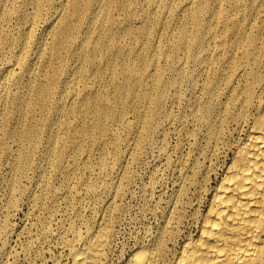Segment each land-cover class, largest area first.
Instances as JSON below:
<instances>
[{"label": "bare ground", "instance_id": "obj_1", "mask_svg": "<svg viewBox=\"0 0 264 264\" xmlns=\"http://www.w3.org/2000/svg\"><path fill=\"white\" fill-rule=\"evenodd\" d=\"M40 1L41 0H30L21 9V12L19 15V23L17 26V28H20V29H18L15 35H13L12 33L8 32L5 29H4L5 30L4 35H2L3 32L0 35V41L2 40L9 45L10 56H11V58L7 59L3 63V66L0 68V70L3 69L5 71L4 74H0V133L2 134V136L0 137V148H1L0 162L1 161L8 162V164L10 165V170L14 172L15 175L21 174L24 171L25 164H27V162L29 163L33 155L32 153L36 147V141L38 142V140H40L38 139L39 130L37 131V126H36L38 124H34L35 122L32 121L34 120L33 117H35L33 116L34 115L33 111L35 112V108L42 109L43 107L42 104L44 105V102L49 99L51 94L53 95L56 93V91L54 92L55 87H56L55 80L53 81L52 79L53 77H49V79H47L49 76L48 74L50 72L47 73V71H45L44 68L43 70L46 73L38 72V70L36 69L37 63L42 61V63L40 62L42 65H44L42 67H45V69L47 67L52 68L50 65V62H51L50 56H56L57 58V55H58V53L57 55L55 54V51L57 50L55 47L60 46L59 48H61V46L62 47L67 46L68 48L69 44L70 46H72V44L74 43L71 44L69 41L71 40L72 42L76 40L73 38V34H76V36L78 34L79 38L81 39V42L85 43L86 45H89L91 47V50L93 51L95 47L99 45L101 46L103 42H105L102 39L103 42L102 44H100L99 43L100 41H98V39L100 38H97L100 34L95 35V33H100V31H104L106 29L107 22L108 21L112 22V18H111V14H113L112 11H116L114 10L115 9L114 7H117L123 10L124 12H127V19H130V17L128 16L129 15L128 12L130 10H133V7H136V9L139 8L136 6L135 2H133L132 0H45L48 3V7L45 10L47 14L46 16L47 19L45 21V26H44L45 31L40 35L41 36L40 39L35 42L34 40L30 41V32H31L30 27L34 23L35 19L37 18V15L41 13V8H38ZM147 1H148L149 7L148 8L145 7V9L142 12H144L148 21L149 19H151L154 23H157V25L154 26L153 28H150V26L153 24L152 22L151 24L143 23V25H141L140 27L138 26L139 29L136 26L138 30H137L136 39L133 41L135 42V45H134L135 47L132 45L133 46L132 48L130 47L131 46L130 45L124 49L121 46H125V45H121L120 47L118 45H114V39H117L116 36L120 35V33L122 32V34H124L123 40L125 41L126 35L130 32L129 29L125 27V28H122V30L120 31L121 29L120 27H119L120 28L119 30L111 29L110 27L111 25H110L106 30L108 32L107 34H109L111 38L113 39V43L109 45L111 46V48L115 47L116 49H114L115 51L110 56V58L104 59V64L106 65L108 70H112V73L110 72L111 75L109 73L108 76H106L105 74L103 75L102 68H99V65L101 64L100 62H99L100 64H93V66L90 65L91 67H94L92 71H93V74L97 77V79L104 81L105 83L104 82L103 83L107 86V88L111 87L110 89L113 92L112 94L113 99L111 98L110 99L114 101V104L115 105L117 104V106L119 105L122 108H127V110L129 111L128 113H126L127 112L126 110L125 112L126 114L125 113L121 114L122 111L121 112H117L118 110L115 111L113 109L115 105L107 104V103H110L111 101L110 99H109L110 101H108L107 95H105L107 96V98L105 97L107 100V103L105 102L106 100L104 99L102 95H101L102 97L100 96L101 98H99L100 100L104 102L105 109L104 108L102 109L100 106H98L101 108V110L100 108H98L99 109L98 111L97 109L91 110L90 109V107L92 106L91 103L93 101H96L98 98L96 100H93L95 96L94 97L91 96L92 94L90 91L93 88L91 89L89 88L91 95L89 94L88 97L84 95L86 97L85 98L86 102L83 100L84 105L82 106L81 111L83 112V115L85 112H93L96 115L95 120L93 119L94 122H92V119H91V122L94 124V127L101 129L102 133H105L108 135V136H104V134H101V137L104 136V138H102L103 143H101V145L103 144L104 146H107L109 144H113L117 140V137H116L117 130L115 131L114 128H111L112 126L109 127L110 125L109 122L118 123V121L119 123L122 124V126L126 130L128 139L134 140L133 142L134 149H138L143 144L144 140L149 134V131L152 129V126L156 119L155 118L156 115L160 113L159 110H161L160 109L161 104L165 102L164 101L165 98L167 97L169 98V94H168L169 88L179 87L181 81L183 80L184 72H183L182 65L185 59L188 61L192 59V61L195 64V66H193L195 67V73L199 75L205 70L206 63L207 64L216 63L218 60L220 62V59H218L220 57L226 63L228 61L230 64L228 65L227 68H225L226 71L228 68L231 69L232 73L236 75L237 77L243 76V78H246V82L244 86H242L243 88L242 89L240 88L241 90L239 92H235V91L233 92L232 91L233 88L229 87L227 96L225 97L227 100L220 103V107L223 105V109L220 108L214 118L210 117L212 112H214L212 111L211 105L203 106L199 103V101H195V104L193 107L194 115L197 113L206 122L204 123L206 124L205 135H206V146H207L206 148H207L208 158L218 157L221 154H223V156L225 157V155H227L228 153L230 154L229 161L224 162L223 167L221 168L220 176L216 180L213 186H211L209 189L204 188L203 187L204 182L203 183L197 182L195 186L196 188L194 189L196 190L194 194L195 199L203 198V195L206 193L205 194V198H206L205 208L202 210H199L198 208H195L196 206L193 207L194 206L193 205L192 211H190L189 214H187L190 220L182 228L179 227L180 223L183 221V219L187 215L183 216L181 214L177 215L175 213L177 216L175 215L176 217H172L174 214V211L173 213H171V211H168L171 214L169 216V219L166 220L165 225H163V227L160 230H158V232L153 236L151 240L149 239L150 241L147 244H140V245L134 246V248L129 252V255L127 254L128 256H126L125 260L123 259L124 264H264V69L263 70L245 69V68L235 69L237 68V66H235L237 65L236 64L237 62L234 56L233 55L229 56L226 61V56L229 53L228 54L226 53L227 55L224 54L225 52H228L227 50H229V49H225L226 48L225 43H227L228 46L231 47V50H232L233 46L234 48L238 46L241 47L242 44L246 42L253 43L256 39V36L252 34L250 30L253 21L252 22L248 21L247 23H241L238 20V17H239L238 15L244 9L243 7H244L245 0H147ZM249 1L251 2L250 5H252L251 9L253 8L254 14L255 13L258 14L259 19H260L261 16L259 14H263L264 11H260L259 8L256 6L257 0H249ZM30 7H31V10H29ZM246 7H248V4ZM119 9H117V11ZM132 12L130 13L132 14ZM2 13L5 15L4 10L0 8V14ZM243 13L244 12H242V14ZM248 13H250V11ZM6 16L11 17L12 13L7 14ZM122 20L125 21V19L123 18ZM116 25H119V24L116 23ZM133 26L130 25V27H133ZM129 34H131L132 36V33H129ZM214 38H218V39L215 42V45L211 46L210 42H212ZM256 40L259 41V39H256ZM127 41H129V39ZM130 41L132 43L131 38H130ZM48 44H51V45L49 46ZM46 45H48L47 47L50 48L49 50L50 54H52L47 57H46V51L49 48L46 50ZM108 46L106 45L105 46L106 48L104 49L108 50ZM83 48H82V51L84 50ZM85 49H88V48H85ZM100 49L101 47L99 48V51ZM91 50H85L83 51V53L80 50L78 51V53L81 52L82 54L78 56L79 58L78 63L74 67V71H76L77 74L78 73L81 75L84 74L87 70V67L89 66V62L93 63L94 60H92V57H89L92 53ZM95 50H94V53H95ZM74 51H77V50L75 49ZM245 51L247 52V50ZM102 52L104 51H101L100 53ZM28 53H29V56H27ZM105 53H102V55ZM252 54L253 52H251V55ZM105 55L107 56V54ZM160 56H163V58L164 56H166L172 62H176V65H177L175 66L176 68L173 69L171 68V66L169 67V66L161 64L162 61L160 59ZM59 57L61 59V56ZM76 57H77V53H76ZM117 58L118 59L120 58L123 60L121 62L122 64L119 63L121 64V67L123 66L121 69L120 67L115 68L117 67L118 64L117 65L111 64L110 59L112 60L114 59L116 61ZM98 59H97V62H98ZM100 59H103V58L101 57ZM87 61L89 62L85 70V65ZM243 62L244 61H242V63ZM222 67L221 69L219 68V70H221V73L223 70ZM16 68L19 69L17 72L15 71ZM59 68H61V66ZM167 70L174 71L173 73L171 72L172 75L169 76V78L164 77V74L166 73ZM216 71L213 69L212 70L209 69L207 71V75L205 74L206 77H209V79L204 81V83H202V86H203V90H207L208 93L209 92L211 93L212 89L215 88L214 86L215 81L213 80L216 79V76L218 78V74H220V73H217ZM232 73L231 72L227 73L226 75L227 77H225L226 82L232 81L231 80ZM53 75H55V73ZM50 76H52V74ZM90 76H92V74ZM73 79H75V77ZM6 82L15 83V84L20 83L21 85H18V87L19 86L22 87L23 90L20 89L23 91L22 95H19L16 92H12L8 90L4 86V83ZM220 82L222 83V80ZM56 84L58 85V82ZM70 85H71L70 89H73L72 84ZM87 85L88 84H86V87L89 86ZM239 87L237 86V88ZM108 89H107V92H108ZM219 90L220 92L223 91V89L222 91L221 89ZM96 91L98 93V90ZM68 94L69 92L66 93V96L64 98L67 97L71 100V98L74 97L73 95L74 92L73 94H69V95ZM204 95L207 96L205 93ZM62 96L63 95H61L60 93V96L58 97V101L61 100ZM210 96L209 97L213 99L212 97L213 95L210 94ZM172 97H174V95ZM205 100L207 102V99ZM215 101L217 102V99ZM47 106H49V103L48 105L45 104L43 109H45V107ZM69 107L71 106H68V108L65 106H60V107L58 106L56 108L58 109L57 115L59 114L61 116V117L59 116L60 121H57V120L55 122L52 121L53 122L52 128L49 131L46 140L44 139L45 141L41 143L42 150L44 152V153L41 152L43 153L42 157L45 159L47 167H49V169H52L53 171L56 169L58 170L62 167L61 160L64 156H66V154H68V156L71 158L72 162L74 163L75 161H77L78 158H80L81 154L83 155V152L78 151L79 149L78 147H83L84 144H87L88 145L87 147L89 149L90 146L97 144V140L94 141V139L90 137L91 135L85 136L86 133L89 131V126L92 124L90 123V121H89L90 124L83 125L77 131V133L80 132L83 134L84 138L81 139L83 142L79 139V137L77 138V135L79 133L76 134L74 131L75 124H73L72 122L68 121V119H65V118L67 117L68 114H71V113L77 114L78 112L77 110L79 108L76 109L73 107L72 108H69ZM214 107L215 106L213 105V108ZM37 112L36 113L39 114V111ZM130 113L133 115L132 119L128 117ZM46 114H48V112ZM204 115H208L209 117H205ZM101 116L106 117L105 121H107V123L103 121L101 118L99 119V117ZM84 117H87V116H84ZM61 118H64V119L61 120ZM201 118H200V121L202 120ZM73 120L74 119H72V121ZM75 121H77V119ZM75 126L77 127V124ZM118 127H121V126H118ZM90 129H92L93 131V127ZM241 130H243L242 133H244L242 137H235L236 133H239V131ZM115 137L116 139H113ZM68 138L71 139V142L70 141L67 142ZM128 147L126 149H128ZM83 148H86V147H83ZM80 149L83 151L82 148ZM133 153L134 152H132V154ZM69 157L67 160H69ZM113 157H117V156H113ZM115 161H116V158H115ZM115 161H113L114 164L116 163ZM111 162L106 161V159L104 160L103 158L98 162L97 165L99 166V168H102V170H104V168L106 170L107 168L112 166ZM68 163L69 161L67 162V164ZM82 164L86 169L92 168V165L90 164L88 160L84 161ZM2 167L3 166H1V168ZM39 169H38L39 176H40L39 186L41 190L44 191L45 189L47 190L49 187V182H48L49 172L43 164ZM82 172L84 173V171ZM11 177H12V174H11ZM11 177L9 178V180H7V182L3 180V182L6 183L7 188H10V189L13 186H15V182H16L15 180H12ZM86 178L83 175H80L77 178V183L81 186V189L83 187L85 190L89 191L93 195H96V196L99 195L98 188L100 186L99 185L100 182H98L97 179H92V178H91L92 181H88ZM102 181L103 180H101V182ZM110 184H112L110 187L113 188L115 186V181L112 183L110 181ZM202 187L204 188L203 190L204 192L199 193ZM116 189H120V188L118 187ZM186 191H187L186 187H182L181 193L183 195L186 194ZM51 192L53 191H50V193ZM54 195L57 196L56 193ZM40 201H41L40 195L34 194L33 199L31 201L33 203V206L34 207L39 206ZM183 201L185 202V200ZM109 203L110 202H108V204ZM191 203H195V202H191ZM178 204H180V202ZM175 205L177 206V204ZM189 205L191 204H188V206ZM39 209L40 207L38 208V210ZM98 213L99 212L95 214H98ZM77 214L78 213H76V215ZM99 217H100V214H99ZM88 225L90 226V224ZM192 227H194L193 232H192ZM70 232H71L70 233L71 238L69 239L66 238V240L68 239L66 241L67 246L63 243L65 247H68L67 255L69 256V264H103V259L106 256L105 248L109 240L108 239L109 237L108 228L106 225L105 217H102L99 220V223L95 229L86 227L84 231L80 232L75 228L74 225H72L70 227Z\"/></svg>", "mask_w": 264, "mask_h": 264}, {"label": "rangeland", "instance_id": "obj_2", "mask_svg": "<svg viewBox=\"0 0 264 264\" xmlns=\"http://www.w3.org/2000/svg\"><path fill=\"white\" fill-rule=\"evenodd\" d=\"M29 1L30 0H0V8H2L5 12V15L3 13L0 14V35L2 34V32H3L2 35H4L5 30L12 33L13 35H15V33H17L18 29H20V28H17V26L19 23V15H20L21 9ZM132 1L135 2L136 6L139 8L136 9V7H133V10H130L128 12V14H129L128 16L130 17V19H127V12H124L123 10H121L117 7H114L115 8L114 10H116V11H112V13H113V14H111L112 22L108 21L107 24L109 22L110 23L108 25L106 24V29L110 25H111L110 26L111 29H118L119 30L121 28L120 31L122 30V28L127 27L130 31L129 33H132V36H134V37H132L131 34H129V33H128L129 36H128V34L127 35L125 34L126 35L125 41L123 40L124 34H122V32L120 33V35L116 36L117 39H114V45H118L119 47L121 45H125V46H121V47H123V49L127 48V46H130V45H131L130 47L133 48V46L135 45V42H133V41L136 39L137 30L139 29V27L141 25H143V23L144 24H147V23L151 24L153 22L149 18H148L149 19V21H148L146 15L144 14V12H142L145 9V7H147V8L149 7L148 1L147 0H137V1L132 0ZM260 3H261V5H260ZM247 4H248V7H246ZM250 4H251V2L249 0H247V1L245 0L244 7H243L244 9L242 11L244 13L242 14V12H241L238 15L239 16L238 20L241 23H247L248 21H251V22L253 21L254 24L252 23L250 30H251V33L256 36V39H259V41L255 39L256 42L255 41L253 43L246 42V43L242 44L243 46L241 45V47L238 46V47L234 48V46H233L232 50H231V47H229L228 44L225 43V47H226L225 49H229V50H227L228 52H225L224 54L227 55L229 53L226 56V61H227V58L229 56H232V55L234 56V58L236 59V62H237L236 63L237 65H235V66H237V68H235V69L245 68V69L263 70L264 69L263 68V66H264V39H263L264 38V31H263L264 30V12H263V14H259L261 16L259 19L258 14H256V13L254 14L253 8L251 9L252 5H250ZM256 6L259 8L260 11H264V0H257ZM47 7H48V3L45 0H41L39 7H38V8H41V13L39 15H37V18L35 19L34 23L30 27L31 28L30 41L34 40L36 42L37 40L40 39V37H41L40 35L45 31L44 26H45V21L47 19L46 18L47 14H46L45 10ZM141 8H142V10H141ZM117 9H119V10L117 11ZM29 10H31V7L29 8ZM248 10L250 11V13H248L249 12ZM137 11H138V13H137ZM130 12H132L133 15ZM10 13H12L13 17L12 16L11 17L6 16L7 14H10ZM136 13H137V15H136ZM113 15H115V16H113ZM255 15H256V17H255ZM116 16H118V17H116ZM249 17H251V18H249ZM122 18L125 19V21H123ZM120 19H121V21H120ZM142 19H143V21H145V20L146 21L143 22ZM243 19H245V20H243ZM139 20H140V22H139ZM116 23L119 25H116ZM127 23H129L131 26H133V25L134 26L130 27V25ZM113 25H115V26H113ZM156 25H157V23L153 22V24L150 26V28H153ZM136 26L137 27L139 26L138 29ZM106 29L104 31H100V33H95V35L100 34L99 35L100 37L99 36L97 37V38H100V39H98V41H100L99 42L100 44H102V42L105 41V42H103V44L101 46L100 45L97 46L98 48L97 47L94 48V50L97 48L95 50V53H94V50L93 51L91 50V47L89 45H86L85 43L81 42V39L79 38L78 34H77L78 37L76 36V34H73V38L76 39V40H74L75 42L74 41L71 42V40L69 41L71 44L74 43V44H72L73 47L70 46V44H69L68 48H67V46H63L64 48L62 46H61V48H59L60 46L55 47L57 49L56 51H58V52L55 51V54L57 55V53H58V55L61 56L62 60L60 59V57L58 55H57V58H56V56H50L52 54H50V51H49L50 48L47 46L48 45L50 46L51 44H48V45H46V50L48 48L49 49L47 51L46 50L45 51H46V57L50 56V61H51L50 65L52 68L47 67L48 69L46 68L47 69L46 70L45 67H42V66H44L41 64L42 61H40L41 63L38 62L36 65V67H37L36 69L38 70V72H40V73H46L45 71H47V73L50 72L48 74L49 76L47 79H49V77H53L52 78L53 81L55 80V86L56 87H55L54 92L56 91V93L53 95L51 94L52 96L50 95L49 99L44 102V105L42 104V106H43L42 109L41 108L40 109L35 108V112L33 111V114H34L33 116H35V117H33L34 120H32V121L35 122L34 124H38V125L40 124L39 126L36 125L37 131L39 130L38 131V135H39L38 139H40V140H38V142L36 141V147L32 153L33 155L31 157L29 163L27 162V164H25L24 171L21 174L15 175L14 172H12L10 170V165L8 164V162H6V161H1L2 163L0 162V264H69V256L67 255L68 254V247H65V245H66V241L69 238H71L70 227L72 225H74L75 228L80 232L84 231L86 229V227L95 229L99 223V220L102 217H105V219H106V225L108 228V236H109L108 237L109 240H108L106 248H105V250H106L105 255L106 256L103 259V264H124V260H125L126 256L129 255V252L134 248V246L140 245V244H147L153 238V236L158 232V230H160L163 227V225H165L166 220L169 219V216L171 213H173V211H174V214L172 217H176L178 214L186 216L187 214H189L190 211H192V208L195 206H196L195 208H198L199 210L204 209L205 208V200H206L205 194L206 193L204 195L202 194L203 198H201V199L196 198L195 199L194 194H195L196 190H194V189H196L195 186H196L197 182H199V183L204 182L203 187L209 189L211 186L214 185L216 180L219 178L220 173H221V168L223 167L224 162L229 161L230 154L228 152H227L228 154L225 155V157L223 156V154H221L218 157L208 158V156H207L208 153H207V148H206L207 147L206 146V135H205V133H206V129H205L206 124L205 123L206 122L201 118V116H199L196 113V111H195L196 114L194 115V108H193L195 101H199V103L203 106L211 105L212 111H214L215 113L212 112L210 117L214 118L216 113L219 111V109L220 108L223 109V105L220 107V103L227 100L225 97L227 96L229 87L233 88V90H232L233 92L234 91L239 92L243 88L242 86H244V84L246 82V78H243V76L237 77L236 75H234L232 73L231 69H229V68L226 71L225 68H227L228 65H230V64L228 61L226 63L220 57L218 58V59H220V62L218 60L216 63H208L209 65L206 63L205 64V66H206L205 70L202 73H200L199 75L197 73H195V67H193V66H195V64L192 61V59H190L191 62L186 60V59L184 60V63L182 65L183 72H184L183 80L181 81L179 87H177V88L170 87L169 88V91H168L169 98L168 97L165 98L164 99L165 102H163L161 104V106H160L161 110H159L160 113H158L155 117L156 123L154 122V124H153L154 128L152 126V129L149 131V134L147 135L143 144L138 149H134V143H133L134 140L128 139L127 132L124 129V127L122 126V124L119 123V121H118V123L117 122L116 123L115 122H109V124H110L109 127L112 126L111 128H114L115 131L116 130L118 131V132L116 131L117 140L113 144H109L107 146H104L103 144H102L103 146L101 145V143H103L102 138H104V136H108V135L105 133H102L101 129L94 127V124L92 122H94L96 115L93 112H85L83 115L81 108L84 105V101L86 102L85 96L88 97L90 94V91L92 94V95L91 94L90 95L93 97L95 96L93 98V100H96L98 98L96 101H93L91 103V105L93 106V107L91 106L92 108L90 107L91 110L97 109V111H98L99 110L98 108L101 107L103 109L105 107L104 102L99 99L102 96L104 97L105 100L108 96V98H107L108 101L113 99V97H112L113 92L110 89L111 87H108L109 88L108 89L107 86L104 84L105 83L104 81L97 79V77L93 74V71H92L94 69V67H91V66H93V64H100L101 63L99 65V68H102V74L103 75L105 74L106 76H108L110 72L112 73V70H108V68L104 64V59L110 58V56L115 51L114 49H116V48L115 47L111 48V46L109 45V44L113 43V39L111 38V36L109 34H107L108 32ZM109 38L112 40H110ZM130 38L132 40V43L130 41ZM102 39H103V41H102ZM128 39H129V41H127ZM217 39L218 38H214L212 40V42H210L211 43L210 45L211 46L215 45V42L217 41ZM107 40H109V41H107ZM126 41L129 43V45ZM108 42H110V43H108ZM104 44H105V46L109 45L108 46L109 51L107 49H104V48H106L104 46ZM257 45H259V46H257ZM250 46H252L253 48ZM69 47L72 50V52L69 49ZM100 47H101V49L99 51ZM58 48H59V50H58ZM74 48L77 51H74L75 50ZM82 48L84 49L83 51L91 50L92 53L89 57H92V60H94V61H93V63L89 62V61L86 62L85 70H86V67L88 66V62H89V66L87 67L86 72L81 75L79 73L77 74V72L74 71V67L78 63V60H79L78 56H80L83 53ZM85 48H88V49H85ZM102 48H103V50H102ZM60 50H62V51H60ZM65 50H67V51H65ZM79 50L82 51V53L81 52L78 53ZM245 50H247V52ZM256 50H258V51H256ZM101 51H104L102 53L106 52L105 54H107V56L105 54L102 55V53H100ZM237 51H238V53H237ZM75 52L77 53V57H76ZM235 52H236V54H235ZM251 52H253L252 55H251ZM246 53H247L248 57H247ZM253 55H254V57H253ZM27 56H29V53ZM136 56H134V57H136ZM98 57H99V59H98ZM101 57L103 59H100ZM9 58H11L9 45L6 42L1 40L0 41V68L3 66V63ZM96 58L98 59V62H97ZM55 59H57V60H55ZM160 59L162 61L161 64H163V65H166L169 67L171 66V68H173V69L176 68L175 66H177L176 62H172L166 56H164V58H163V56H160ZM246 59H248V60H246ZM251 59L254 61H252ZM113 60L110 59L112 65L118 64L117 67L114 66L115 68L120 67V69H121L123 67V66L121 67V64H122L121 62L123 61L122 59L117 58L116 61L115 60L113 61ZM53 61H54V63H53ZM242 61H244L243 63H245V64H243ZM255 61H257V62H255ZM119 63H121V64H119ZM103 64L105 67L103 66ZM240 65H242V66H240ZM60 66H61V68H59ZM252 66H254V67H252ZM66 67H68V68H66ZM221 67L224 70V71L222 70V73L225 72L223 74L221 73V70H219V68L221 69ZM43 68L45 71L43 70ZM106 69H107V71H106ZM209 69H211V70L213 69L215 71L218 70L216 72L220 73V74H218V78L216 76V79L213 80V81H215V84H214L215 88L212 89L211 93L210 92L208 93L207 90H203V86H202V83H204V81L209 79V77H206L207 71ZM18 70H19L18 68L15 69L16 72ZM71 71H73V72H71ZM186 71H187V73H186ZM53 72L55 73V75H53L54 74ZM171 72L173 73L174 71L167 70L166 73L164 74V77L169 78V76L172 75ZM230 72L232 73V76H233V77L231 76L232 81L226 82L225 77H227L226 76L227 73H230ZM4 73H5V71L3 69H1L0 74H4ZM111 73H110V75H111ZM51 74H52V76H50ZM91 74H92V76H90ZM78 75H80L82 77V79ZM74 77H75V79H73ZM78 78L84 83H82ZM218 79H220V80H218ZM97 80H99V81H97ZM221 80H222V83L220 82ZM236 80L238 83L236 82ZM56 81L58 82V85L56 84L57 83ZM219 82H220V84H219ZM199 83H201V84H199ZM217 83H218V85H217ZM59 84H61V85H59ZM70 84H72L73 89H70L71 88ZM86 84H88L89 86L87 85L88 87H86ZM18 85H21V84L20 83H18V84L7 83V82L4 83V86L8 90H10L12 92H16L19 95H22L23 89L21 86H19L20 87L19 88ZM234 86H235V88H234ZM237 86L238 87L240 86V87L237 88ZM64 87H65V89H64ZM57 88H59V89H57ZM89 88L90 89L93 88L95 92L93 91V89L90 90ZM105 88H106V90H105ZM20 89H22V90H20ZM66 89L69 92V94H73V92H74V94H73L74 97L71 98V100L67 97L64 98L66 96V93H68L66 91ZM99 89L101 91L102 90L103 91L101 92ZM107 89H108V92H107ZM173 89H174V91H173ZM219 89H221V91L223 89V91L220 92ZM96 90H98V93ZM84 91H85V93H84ZM20 92H21V94H20ZM80 92H81V94H80ZM174 92H176V93H174ZM60 93H61V95H63L62 96L63 98L61 97V100L58 101V97L60 96ZM204 93L207 96H205ZM78 94H80V95H78ZM210 94L213 95L212 96L213 99L210 98L211 97ZM105 95H107V96H105ZM173 95H174V97H172ZM82 97H83V99H82ZM170 98H172V99H170ZM203 99L204 100L207 99V102H206V100L204 101ZM216 99H217L218 103L215 101ZM80 100H81V102H80ZM209 100H210V102H209ZM75 101L77 102V104ZM57 102H59V103H57ZM105 102L107 103V100ZM204 102H206V103H204ZM48 103H49V106H47V107H45V109H43L45 104L48 105ZM107 104L115 105L113 100H111L110 103H107ZM57 105L59 107L65 106L68 108V106H71L69 108H72V107L76 108V109L79 108L77 110L78 111L77 114H73V113L68 114L65 119H68V121L72 122L75 125L77 124V127L74 125V127H75L74 131L76 134L79 133L77 135V138L79 137L80 140L83 139L84 136L80 132L77 133L78 129H80L85 124L92 123L93 125L91 124L89 126V131L86 133V135L85 134L84 135L85 136L91 135L90 137L93 138L94 141L97 140V144L90 146L89 149L87 147L88 146L87 144H84V146H83L86 148L78 147L79 148L78 151L83 152V155L81 154L80 158H78L77 161H75L74 163L72 162V160L68 156V154H66V156H64L61 160V165H62V167L60 168L61 170L56 169L53 171L52 169H49V167H47L45 159L42 157L44 152L42 150L41 143L46 140L48 133L52 128L53 122H55L56 120L60 121L61 116L59 114L57 115V113H58L57 112L58 109H56L58 107ZM213 105L215 106L214 108H213ZM54 106L55 107L57 106V107L55 108ZM75 106H77V107H75ZM98 106H100V107H98ZM115 106H114V108L112 106V108L115 111L118 110L117 112L122 111L121 114H124L127 110V108H122L119 105H118L119 106L118 107L117 104ZM101 108H100V110H101ZM115 108H117V109H115ZM47 110H49V111H47ZM37 111H39V114H37L38 113ZM44 111L46 113L48 112V114H46ZM54 111H55V113H54ZM128 112L129 111L127 110L126 113H128ZM41 113H43V114H41ZM80 116L83 118H81ZM84 116H87V117H84ZM204 116L209 117L208 115H204ZM47 117H48V119H47ZM52 117H53V119H52ZM128 117L132 119L133 115L130 113L128 115ZM44 118H45L46 122H45ZM100 118L103 121H105L106 117L101 116V117H99V119ZM200 118L202 119L201 121H200ZM62 119H64V118H61V120ZM72 119H74V120L72 121ZM76 119H77V121H75ZM91 119H92V122H91ZM39 120L40 121L42 120V121L40 122ZM43 120H44V122H43ZM89 121H90V123H89ZM105 122L107 123V121H105ZM230 125H232V124H230ZM118 126H121L122 128L118 127ZM38 127H40L41 129ZM92 127H93V131H92V129H90ZM242 132H243V130L239 131V133H236L235 137H242V135L244 134ZM101 134H104V136L101 137ZM1 136H2V134L0 133V137ZM40 136H41V138H40ZM116 137L113 139H116ZM69 141L71 142V139L68 138L67 142H69ZM126 141H128V142H126ZM98 143H99V145H98ZM37 146H39V147H37ZM127 147H128V149H126ZM80 148H82L83 151ZM0 150H1V148H0ZM223 150H225V149H223ZM41 152H43V153H41ZM132 152H134V153L132 154ZM113 156H117V157H113ZM68 157H69V160H67ZM120 157H122V158H120ZM94 158L97 160H95ZM103 158H104V160L106 159V161H109V162L112 161L111 162L112 166L106 169L108 171H106L104 168L105 172H104V170H102V168H99V166L97 165L98 162ZM112 158H113V160H112ZM115 158H116V161H115ZM119 159H120V161H119ZM217 159H218L219 163H218ZM86 160H88L90 162V164L92 165V168L86 169L83 166L82 163ZM210 160H212V161H210ZM68 161H69V163L67 164ZM113 161H115L116 162L115 164H117V165H115L113 163ZM42 164L47 168V170L49 172V174H48L49 187L47 190L46 189L44 190L45 192L42 191L40 186H39V178H40V176H39V170L40 169L39 168L42 166ZM1 166H3V167L1 168ZM73 166H75V167H73ZM113 167H114V169H113ZM211 170L213 171V173ZM82 171H84V173ZM85 171H87V172H85ZM98 171H99V173H98ZM66 173H67V175H66ZM11 174H12V177H11ZM78 175L79 176L83 175V176H85V178L87 177L86 179L88 181H92V179H97L98 182L101 183V184L99 183L100 186L98 188L99 189L98 194L100 196L99 195H97V196L93 195L89 191L85 190L83 187L81 189V186L77 183V178L79 177ZM10 177L12 180L16 181L15 186H13L11 189L7 188L6 183H5V182H7V180H9ZM97 177H99V178H97ZM74 178H76V179H74ZM3 180L5 182H3ZM73 180H75V181H73ZM101 180H103V181L101 182ZM110 181H111V183L115 181V186L113 188L110 187L112 185V184H110ZM37 186H38V188H37ZM103 186H104V188H103ZM118 187L120 189H116ZM182 187H186L187 191H186L185 195H183L181 193ZM203 187L199 191V193L204 192ZM8 190H9V192H8ZM50 191H53V192L50 193ZM55 193L57 196L54 195ZM86 193H88V194H86ZM34 194H36V195L38 194L41 197L40 205L37 207H34L33 203L31 202ZM78 194H80V195H78ZM82 196H84V197H82ZM81 198H82V200H81ZM78 199H80V200H78ZM183 200H185V202ZM200 201H202V202H200ZM102 202H103V204H102ZM108 202H110V203L108 204ZM179 202H180V204H178ZM191 202H195V203H191ZM78 204H79V206H78ZM107 204H108V206H107ZM175 204H177V206ZM188 204H191V205L188 206ZM100 205H101V207H100ZM44 206H45V208H44ZM33 207L36 209H34ZM39 207H40V209L38 210ZM103 207L104 208L106 207V208L104 209ZM104 210H105V212H104ZM180 210H181V212H180ZM168 211H171V213ZM97 212H99V213L95 214ZM76 213H78V214L76 215ZM99 214H100V217H99ZM103 214H105V215H103ZM172 217H170V218H172ZM189 220H190V218L187 215L183 219V221L180 223L179 227L182 228ZM72 222L75 224H73ZM81 222H83V223H81ZM91 222H92V224H91ZM88 224H90V226H92V227H90ZM84 226H86V227H84ZM193 229H194V227H192V232H193ZM66 238H68V239L66 240Z\"/></svg>", "mask_w": 264, "mask_h": 264}]
</instances>
